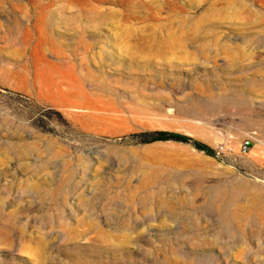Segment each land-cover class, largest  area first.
<instances>
[{
	"label": "rangeland",
	"instance_id": "1",
	"mask_svg": "<svg viewBox=\"0 0 264 264\" xmlns=\"http://www.w3.org/2000/svg\"><path fill=\"white\" fill-rule=\"evenodd\" d=\"M0 264H264V0H0Z\"/></svg>",
	"mask_w": 264,
	"mask_h": 264
},
{
	"label": "trees",
	"instance_id": "2",
	"mask_svg": "<svg viewBox=\"0 0 264 264\" xmlns=\"http://www.w3.org/2000/svg\"><path fill=\"white\" fill-rule=\"evenodd\" d=\"M137 137L139 138V142L142 144H151L156 142H167V141L188 143L193 145L196 149L203 151L210 156H216L215 150L212 149L210 146L200 141H197L188 135L181 133L158 130V131L143 132L137 134Z\"/></svg>",
	"mask_w": 264,
	"mask_h": 264
},
{
	"label": "built area",
	"instance_id": "3",
	"mask_svg": "<svg viewBox=\"0 0 264 264\" xmlns=\"http://www.w3.org/2000/svg\"><path fill=\"white\" fill-rule=\"evenodd\" d=\"M249 143L248 142H246L243 146H242V151L244 152V153H248L249 152V150H250V147H249ZM221 150L222 151H225V148H221Z\"/></svg>",
	"mask_w": 264,
	"mask_h": 264
},
{
	"label": "bare ground",
	"instance_id": "4",
	"mask_svg": "<svg viewBox=\"0 0 264 264\" xmlns=\"http://www.w3.org/2000/svg\"><path fill=\"white\" fill-rule=\"evenodd\" d=\"M241 213V212H240ZM239 214V213H238ZM246 214V213H245ZM240 215V214H239Z\"/></svg>",
	"mask_w": 264,
	"mask_h": 264
}]
</instances>
